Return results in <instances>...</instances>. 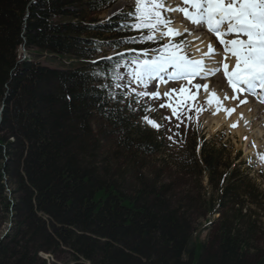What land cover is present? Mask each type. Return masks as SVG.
Masks as SVG:
<instances>
[{"label": "trees", "instance_id": "obj_1", "mask_svg": "<svg viewBox=\"0 0 264 264\" xmlns=\"http://www.w3.org/2000/svg\"><path fill=\"white\" fill-rule=\"evenodd\" d=\"M116 1L0 0V264L63 251L67 264H264V194L247 174L194 139L157 158L142 85L113 71L127 45L157 44L120 27L134 9L98 18Z\"/></svg>", "mask_w": 264, "mask_h": 264}, {"label": "snow or ice", "instance_id": "obj_2", "mask_svg": "<svg viewBox=\"0 0 264 264\" xmlns=\"http://www.w3.org/2000/svg\"><path fill=\"white\" fill-rule=\"evenodd\" d=\"M180 3L184 7H172L166 4V0H129L127 4L118 0L112 9L113 14H120L117 9L134 7L133 12L123 15L135 23L122 22L120 27L147 31V35L139 37L140 42H156L160 46L151 50H140L145 53L143 57L134 55L132 59H123L121 63L114 66L113 71L121 67H130L132 69L128 73L132 78L130 83L135 82L144 86V91L136 95L151 99L160 98L159 91L149 90V86L155 87L157 81L166 82L191 77L196 80L197 90L201 88L207 90L208 85L202 83L203 79L219 72L220 65H223L224 75L234 90L238 88L240 91H247L254 95L257 94L258 88L264 92V0H180ZM189 5L191 8L188 7ZM173 12L183 13L185 20L193 27L191 29L185 27L183 31L170 27L174 21L164 14ZM201 29L214 34L219 39L220 45H223V51H217L209 44V51L202 53L201 60H192L185 51L190 42L187 40L176 42L174 38L185 34L194 35L195 31ZM164 40L167 42L160 43ZM23 51L22 47L21 52ZM116 55L123 58L125 54L117 53ZM214 56L221 57L215 60L217 67H207L203 61L211 60ZM103 59L111 61L113 57ZM233 64L232 74L229 75L227 69ZM114 78L122 80L124 74L117 72ZM129 86L130 84H116L117 88ZM131 91L136 92V89L133 88ZM163 95L167 96L168 93L165 92ZM258 99H260L259 96ZM160 107L165 105L161 104ZM149 110H151L150 107L145 109V111ZM226 111L229 110L226 109ZM173 114H176L175 109ZM143 119L157 128L161 127L147 116ZM165 119L171 118L165 117Z\"/></svg>", "mask_w": 264, "mask_h": 264}, {"label": "rangeland", "instance_id": "obj_3", "mask_svg": "<svg viewBox=\"0 0 264 264\" xmlns=\"http://www.w3.org/2000/svg\"><path fill=\"white\" fill-rule=\"evenodd\" d=\"M166 4L172 7H184V5L180 3V0H168ZM188 7L191 8V5ZM129 8L131 7H123L124 10ZM107 10L99 14L98 18L106 16ZM164 15L171 17L174 21L170 27L174 26L177 22L186 23L187 28L190 29L193 27L185 20L183 13L173 12L165 13ZM196 33H198V31L194 32V34ZM200 33V38L206 36L205 32ZM174 40L176 42L181 40L190 42L191 39L190 35L185 34L180 38H174ZM160 42L166 43L167 40ZM193 45L194 44L190 42L185 49L189 58L194 56ZM207 45H209V43H207ZM216 45V50L222 52L221 45L218 43H216ZM111 52L112 50L108 51L109 54ZM40 58L41 61L47 63L42 57ZM218 58L221 59L220 56H218ZM218 73H220V71ZM217 76H219V74L216 73L211 78V89L212 91L214 90L213 93H217L215 95H219L215 101L221 104L222 107H226V104L229 102H227L228 98L225 97L227 96L230 98L232 94L227 87L226 79L222 75L219 76V78ZM169 81H157L155 87L149 86L150 91H159L161 95L157 101H151V98L146 97L144 102L145 109L150 107L151 110L143 114V124L151 128L159 136L165 138V150L161 155L157 156V158L172 156L182 146L192 140V138L196 140L198 147L200 143L205 141L215 149H221L224 161L229 160L235 167H239L241 171L247 174L248 179L257 185L258 191H262L264 194V159H262V157H264V117L261 113V110H264L263 107H258L256 104L255 106L250 105L254 104L253 102L242 103V101H240L236 106L232 107L233 112L238 111L240 108L242 109V107H248L249 109V112L244 115V119H240V124L238 120L229 123L225 121L220 123L217 121L216 123V121H209V118L212 117V110L209 108L205 98L198 97V90L194 79L189 81L184 79L176 82ZM204 81L205 80L202 82ZM224 81H226V84ZM173 89L175 91H172ZM141 91H144V86L138 89L136 93ZM165 92L168 93L167 96L163 95ZM131 96L132 94L129 93L128 97L131 98ZM161 104L165 105V107H160ZM227 107L228 110H230V105H227ZM173 109L176 110L175 115L173 114ZM145 116L154 121L155 124L161 125V127L157 128L153 126V124H149L143 119ZM184 116V119L179 120L180 117ZM165 117H170L171 119H165ZM177 117H179V119ZM181 123L183 124L181 125ZM202 180L203 186L207 185L206 178L203 177ZM7 193L9 195L8 190ZM11 225L12 223L9 220L2 222L0 226V236L10 231ZM205 236L206 233L202 232L200 234V239L204 240ZM40 257L46 259L48 264H67L70 261L69 254L65 251L55 255L40 253Z\"/></svg>", "mask_w": 264, "mask_h": 264}, {"label": "bare ground", "instance_id": "obj_4", "mask_svg": "<svg viewBox=\"0 0 264 264\" xmlns=\"http://www.w3.org/2000/svg\"><path fill=\"white\" fill-rule=\"evenodd\" d=\"M123 3L127 4L129 3V1L127 0H123ZM180 5V4H179ZM178 16V15H177ZM187 27L186 23L183 24V22H177L176 24H174V26H172V28L174 29H180L181 31H183V28ZM197 32V31H196ZM200 32H205L206 36H202V38H200L199 35H201ZM196 37H199V39H196ZM223 39H228L230 37H222ZM243 38V37H242ZM190 42H192L193 45V49H194V56L191 57L190 59L192 60H201L202 57V53H207L209 51V47L207 45V43L211 44L213 48L216 49L217 45H216V40L215 38H213V34L206 31L205 29H201L198 30V33L194 34V35H190ZM220 44V43H218ZM196 49H199L200 51H197ZM221 49L223 51V45H221ZM220 58H218V56H214L211 60L205 59L203 61V63L207 66V67H217V65L215 64V60H219ZM232 67H234L233 65H230L229 68L227 69L229 75L232 74L231 69ZM224 67L223 65H220V73L222 74V76L226 79L227 81V87L230 89V92L232 95H230V98H228L226 107H222L221 104H218V102H216L215 100H217V96L219 95H215L217 93H213L212 89H211V77L205 78L203 80H205L204 82H202L205 85H208L207 90H205L204 88H201L198 90V97L199 98H205L207 100V104L209 106V108L212 110V117L209 118V121H217L222 123L223 121L229 123V122H233L234 120H238L239 124H240V119L244 117V115L246 113H248L249 109L248 107H242V109L240 108L238 111L233 112L232 107L236 106V104L240 101H243L245 103H250V97H249V92L247 91H240L238 88L236 90L233 89V87L228 83V79L227 77L224 75ZM218 74V72H217ZM220 76V75H219ZM219 76H217L219 78ZM216 77V76H215ZM185 80H192L193 78L188 77V78H183ZM222 79V78H221ZM180 80V79H177ZM195 80V79H194ZM196 82V80H195ZM235 96L236 98L233 99L232 97ZM259 95H255V99L257 101H259V103L264 106V102H261L262 100H264V97H260V99H258ZM227 105H230V110L226 111V109L228 110ZM255 106V104H250ZM257 106V105H256ZM261 106V107H262ZM253 108V107H252ZM260 109V108H258ZM264 109V107H263ZM261 113L264 117V110H261ZM230 117V118H229ZM244 119V118H243ZM247 119V118H246ZM241 127V126H240Z\"/></svg>", "mask_w": 264, "mask_h": 264}]
</instances>
